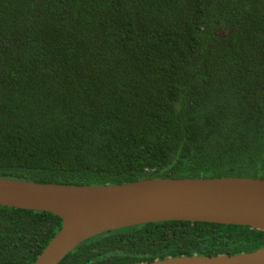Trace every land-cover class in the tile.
<instances>
[{
    "label": "trees",
    "instance_id": "1",
    "mask_svg": "<svg viewBox=\"0 0 264 264\" xmlns=\"http://www.w3.org/2000/svg\"><path fill=\"white\" fill-rule=\"evenodd\" d=\"M264 179V0H0V177L70 186ZM61 227L0 206V264ZM264 247L248 227L159 222L59 264H142Z\"/></svg>",
    "mask_w": 264,
    "mask_h": 264
},
{
    "label": "water",
    "instance_id": "2",
    "mask_svg": "<svg viewBox=\"0 0 264 264\" xmlns=\"http://www.w3.org/2000/svg\"><path fill=\"white\" fill-rule=\"evenodd\" d=\"M0 206L57 216L60 229L32 264H59L92 237L143 224L209 223L264 232V179L150 176L127 184L70 186L0 177ZM142 264H264V247Z\"/></svg>",
    "mask_w": 264,
    "mask_h": 264
}]
</instances>
